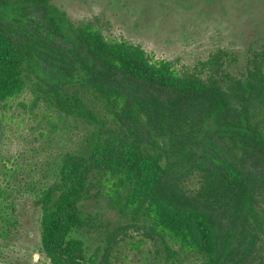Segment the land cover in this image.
Masks as SVG:
<instances>
[{"label":"trees","instance_id":"trees-1","mask_svg":"<svg viewBox=\"0 0 264 264\" xmlns=\"http://www.w3.org/2000/svg\"><path fill=\"white\" fill-rule=\"evenodd\" d=\"M237 59L179 68L52 0H0V136L17 105L49 142L84 125L46 183L6 186L0 161V233L28 194L52 264H116L132 229L166 264H264V42Z\"/></svg>","mask_w":264,"mask_h":264},{"label":"rangeland","instance_id":"rangeland-1","mask_svg":"<svg viewBox=\"0 0 264 264\" xmlns=\"http://www.w3.org/2000/svg\"><path fill=\"white\" fill-rule=\"evenodd\" d=\"M76 23L96 24L103 37L126 45H140L155 59L175 67L195 63L223 48L236 54L232 70L245 63L248 48L264 42V0H52ZM27 98V95H25ZM81 123L57 130L51 142L41 127L18 105L8 114L0 136L1 177L6 186L35 179H52L54 157L77 147L84 131ZM54 151V153H53ZM50 162V163H49ZM48 175V177H46ZM20 225L9 235L0 233V264H52L42 248L40 211L33 197L18 198ZM114 220L116 216L108 213ZM139 231L131 230L117 249L116 264H166L164 255ZM90 243V252L94 249ZM199 262L189 259L185 264ZM173 264V263H172Z\"/></svg>","mask_w":264,"mask_h":264}]
</instances>
